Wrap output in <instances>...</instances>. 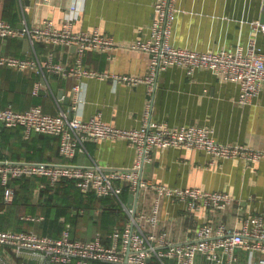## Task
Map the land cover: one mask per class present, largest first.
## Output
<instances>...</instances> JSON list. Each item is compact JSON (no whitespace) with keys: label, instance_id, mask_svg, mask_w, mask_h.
<instances>
[{"label":"crops","instance_id":"0c3cea01","mask_svg":"<svg viewBox=\"0 0 264 264\" xmlns=\"http://www.w3.org/2000/svg\"><path fill=\"white\" fill-rule=\"evenodd\" d=\"M155 2L1 0L0 18L17 26H34L50 17L61 26L71 13V6L79 4L74 29L100 30L113 36L120 45L111 52L87 51L83 55V65L112 74L146 76L150 70L149 55L129 49L127 45L138 38L149 37ZM262 24L264 0H177L172 41L178 46L209 51L232 50L255 38L257 44L264 48ZM0 54L39 56L42 59L53 57L55 61L67 65L77 64L79 57L75 45L33 43L26 36L0 38ZM39 80L43 79L36 71L0 65V106L24 110L41 104L47 112L57 114L64 110L78 113L85 119L100 113L108 123L124 128L141 126L147 118L172 125H208L221 142L264 149V87L251 102L245 104L240 102L239 83L225 81L207 68L198 67L190 72L184 66H171L159 73L154 92L148 90L146 83L135 85L116 81L112 77L104 79L49 73L36 93ZM76 84L80 86L78 110L73 107L76 97L73 88ZM86 148L85 158H90L107 170L130 167L136 161V149L126 140L88 141ZM35 157L44 161L64 160L55 137L49 138L35 132L27 136L17 128L0 133V159ZM81 158L78 153L73 160L79 162ZM142 174L146 180L168 186L222 190L234 198L233 204L224 210L206 206L190 210L186 201L164 197L160 229L166 230L176 241L193 238L196 229L206 222L235 228L240 227L241 220L249 214L264 215V159L246 163L239 159L214 158L199 148L157 147L152 151V159L144 164ZM16 184L13 186L21 188V193L15 194L11 203H6L4 187L0 183V225L5 229L59 235L62 232L59 223L64 222L65 225L70 224L73 237L91 239L101 234L97 216L102 205L91 208L86 193L85 204L72 198L73 206L66 215L58 217L54 210L50 219H46L51 195L43 192L46 181L37 179L28 184L29 189L26 190H22L20 183ZM49 184L51 187L48 191L55 193L58 183L49 181ZM130 194L125 199L127 204L130 203ZM153 197L152 192L142 188L138 210L150 211ZM56 204L58 202L53 199L54 208ZM56 218L58 223L55 224ZM119 224H123V220ZM119 224H115L114 228ZM237 253L242 264H247L248 251L238 249ZM168 262L175 264L171 259ZM0 264L40 263L31 254L19 253L12 246L0 245ZM89 264L95 263L91 261Z\"/></svg>","mask_w":264,"mask_h":264},{"label":"built area","instance_id":"2783aa9c","mask_svg":"<svg viewBox=\"0 0 264 264\" xmlns=\"http://www.w3.org/2000/svg\"><path fill=\"white\" fill-rule=\"evenodd\" d=\"M1 1V0H0ZM49 2V0H45ZM79 4L71 6L66 21L57 25L47 17L34 26H17L0 18V38L26 36L35 41L75 45L79 57L77 64L67 65L53 57L42 59L0 54V65L20 70H33L42 81L36 83L35 92L44 85L49 73L62 76L112 77L128 84L146 83L154 92L159 73L171 66H184L192 72L202 67L213 70L225 81L240 84V102L249 103L264 87V48L251 38L235 49L200 51L175 45L172 41L174 22L177 16V0H156L154 18L147 38H138L127 45L129 49L149 55L150 70L146 76L137 74H112L93 70L83 65L87 51L111 52L120 45L113 36L100 30L74 29ZM264 30V24L260 26ZM73 107L78 110L80 86L75 85ZM0 123L6 126H24L25 135L45 132L60 139L59 150L64 160L44 161L38 159H0V182L4 187V200L11 203L15 196L12 179L22 176H46L52 184L63 179L73 180L84 192L94 191L97 196H119L123 185H129L131 193L146 188L153 193L150 211L134 210L126 202L123 208L128 221L117 226L109 235V241L98 233L94 238L73 237L70 224L59 235L41 234L34 230H10L0 225V245L12 246L19 253H28L40 264L69 263L89 264L99 260L111 264H150L152 258L159 264H242L238 249L249 253L247 264H264V215L249 214L241 220L240 227L230 228L225 224L206 222L196 229L193 238L183 241L172 239L166 230L160 229L161 208L164 197L186 201L190 210L203 206L224 210L233 204L234 198L222 190H206L199 186H168L143 178L144 164L152 159L157 148L181 146L205 150L214 158L239 159L246 163L264 159V149L240 143H224L217 140L208 125H172L167 122L146 119L138 127H118L108 123L102 114L88 119L78 113L64 110L54 114L43 105L35 104L19 110L0 106ZM102 139H122L136 149V161L130 167H115L107 170L97 162H77L78 153H86V142ZM150 258V259H149Z\"/></svg>","mask_w":264,"mask_h":264},{"label":"trees","instance_id":"16d2710c","mask_svg":"<svg viewBox=\"0 0 264 264\" xmlns=\"http://www.w3.org/2000/svg\"><path fill=\"white\" fill-rule=\"evenodd\" d=\"M9 128H17L20 129L21 131H23V134H25V127L24 126H14V127H10V126H6L4 124L0 123V133L4 132L5 130L9 129ZM35 134L39 133L42 136H47L49 138H57L58 140V144H60V139L58 136L49 134V133H45V132H36L34 131ZM36 159H39L37 157H35ZM30 159V158H29ZM44 181H46V189L43 190V192L47 193V194H51L49 196V200H48V207L46 210V214H45V218L46 219H50L52 211L55 210L56 215L59 217L60 215H66L70 209L73 206V200L72 198H75L76 201L83 202L84 204L86 203L85 199L86 197L84 196V194L86 193L87 196H89L87 203L89 206H91V208H96L99 205H102L101 208V212L98 213V223L100 226V231L102 236L105 238V241L108 242L109 239V235L110 233L113 231L115 224H119L122 220H123V224H119L120 227L124 226L125 220L128 219V214L126 213V211L123 208V203L125 202V199L128 197L129 193L131 192L129 189V185L127 184H122L123 185V191L120 193L119 196L116 195H108V196H104V197H100L97 196L95 194L94 191H89V192H84L82 190H80L79 187L76 186L75 182L73 180H69V179H63L58 183V185L55 186L56 188V192L51 193L48 190L50 189L51 185L49 184V178H47L46 176H22V177H16L14 179H12L11 184L16 186V183H20V186L22 187V190H26L28 188V184H32L35 180L37 179H41ZM1 183V182H0ZM16 191L15 194L18 193V195L21 193V188H17L15 187ZM29 189V188H28ZM18 198V197H17ZM78 198V200H77ZM53 199L56 200L58 202V204H56L57 207L54 208L53 205ZM55 203V202H54ZM98 204V205H97ZM122 204V205H121ZM72 205V206H71ZM77 208H80V206H75ZM117 219H119L117 221ZM54 223H58L57 222V218L54 220ZM60 228L59 230H63L67 224L65 225V223L60 222ZM122 225V226H121ZM3 227V226H2ZM5 228V227H3ZM47 229V227H46ZM42 234V233H41ZM44 234V232H43ZM58 234V233H57ZM57 234H53V235H57ZM92 262H94L95 264H106V262H102L99 260H93ZM57 264H78L76 261L73 262H69V263H57ZM111 264V263H108ZM150 264H159V261L156 260L155 258H152Z\"/></svg>","mask_w":264,"mask_h":264},{"label":"water","instance_id":"95a60500","mask_svg":"<svg viewBox=\"0 0 264 264\" xmlns=\"http://www.w3.org/2000/svg\"><path fill=\"white\" fill-rule=\"evenodd\" d=\"M85 152H80V156L82 157L79 162H85L86 164H90L91 160L90 158H85ZM139 194H140V188H138L135 193H131L130 194V203L129 205L131 207L134 208V210L137 208V204H138V198H139ZM150 259V258H149ZM171 261H174L173 259H171ZM125 264H128V257L125 260Z\"/></svg>","mask_w":264,"mask_h":264}]
</instances>
